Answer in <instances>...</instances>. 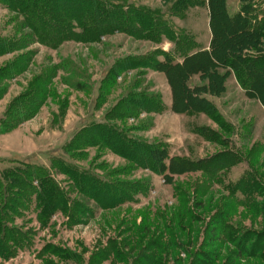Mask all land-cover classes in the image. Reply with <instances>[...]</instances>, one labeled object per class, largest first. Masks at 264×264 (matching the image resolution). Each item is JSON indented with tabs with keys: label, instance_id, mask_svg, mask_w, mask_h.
Instances as JSON below:
<instances>
[{
	"label": "rangeland",
	"instance_id": "rangeland-1",
	"mask_svg": "<svg viewBox=\"0 0 264 264\" xmlns=\"http://www.w3.org/2000/svg\"><path fill=\"white\" fill-rule=\"evenodd\" d=\"M201 1L184 9L178 0H107L131 16L135 10L150 13L153 27H135L151 38L139 39L132 28L126 33L118 25L95 43L68 40L56 50L39 43L29 48L36 50L29 70L4 82L8 89L0 98V119L34 75L54 69L57 75L35 116L9 133L0 132V176L29 164L43 167L61 193L54 204L46 203L38 181L30 180L24 198L14 196L17 205H0L5 232L0 264H264L263 104L247 96L229 68L218 70L222 76L229 73L222 90L200 96L215 106L218 119L213 112H175L164 70L110 73L116 60L128 57L152 66L157 59L165 62L166 55L183 62V43L174 41L183 34L189 40L185 53H210L209 0H192ZM248 5L257 25L264 0H227V11L235 15ZM15 17L22 21L0 5V37L15 34ZM11 59L0 57V66ZM196 68L187 66L191 91L208 86L213 77ZM141 95L155 98L152 102L160 97L163 111L127 113L125 106L116 111L122 100ZM97 124L114 125L139 143L164 145L170 159L193 162L196 168L180 175L157 173L101 142L87 146L77 141ZM82 172L90 190L92 179L107 183L106 194L95 199L90 190L82 193ZM127 189L130 198L120 204ZM3 194L8 197L7 189Z\"/></svg>",
	"mask_w": 264,
	"mask_h": 264
},
{
	"label": "trees",
	"instance_id": "trees-1",
	"mask_svg": "<svg viewBox=\"0 0 264 264\" xmlns=\"http://www.w3.org/2000/svg\"><path fill=\"white\" fill-rule=\"evenodd\" d=\"M179 2L185 6L184 9L204 3L201 1L193 4L192 0H178ZM208 4L211 10L213 33V46L210 53L206 51H198L193 54L185 53V50H188L186 42L189 40L186 39L188 35L183 34L182 37L174 40L177 44L183 43L179 49L180 56L184 58L183 62H175L173 58L166 55L165 62H159L157 59L152 66L143 63L140 59L128 57L116 60L110 73L117 75L121 70L151 67L164 70L173 87V110L175 112L197 111L207 114L213 112V118L218 119L219 115L215 106L200 96L208 92L213 94L211 91L213 89L221 88L222 90L223 83L229 73L222 76L218 70L229 68L228 72L235 74L247 96L259 100L264 106V11L259 23L253 25L250 19V5L242 7L235 15H230L227 11V0H209ZM0 5L9 9L11 13L22 17V21L18 17L14 19L18 24L13 36L0 37V57L13 56V59L0 66V98L8 89L5 81L16 79L29 70L36 54V50L29 48L37 43L54 50L68 40L95 43L101 34L107 33L109 28L118 25L127 28L126 33L131 32L132 28L137 32L133 34L137 35L139 39L148 40L151 35L139 33L135 24L141 25L140 27L147 25L153 27L154 25V17L145 10H135L131 12L133 14L131 16L126 11L123 13L120 7L111 5L107 0H0ZM249 53H258V55ZM141 59L146 60L147 58ZM189 64L192 67L197 66L196 70L199 72L213 74L208 86L196 89V91H191L188 88L186 75ZM171 74H173V78L170 77ZM56 75L57 71L54 69L32 77L28 88L12 101L4 115L5 118L0 119L1 133L6 134L15 130L20 124L35 116L43 105V99L49 92V85ZM195 94L198 95L195 96ZM150 99L154 100L155 98ZM150 99L142 95L127 98L117 105L116 111L125 106L127 113L137 109H144L146 112H162L164 106L160 97L156 98L158 102H152ZM66 104L65 102V106ZM205 104L208 107H204ZM80 140H84L87 146L98 145L101 142L123 158L129 159L137 165H144L157 173L169 172L180 175L196 168L193 162L181 158L170 159L166 146L139 143L138 140L130 139L124 131L114 125H93L78 136L77 141ZM74 145L78 146L77 143ZM169 159L168 164L166 161ZM63 168L66 170L67 166L63 164ZM4 174L5 178L0 176V205L3 207L9 204L17 205L14 196L20 199L24 198L30 191L25 192V185L30 180L32 184L33 181H38L42 192L46 194V203H53L57 194L61 193L58 184L51 179L49 172L43 167L29 164L16 170H8ZM85 174L82 172L78 179L82 193L90 190L85 186V183L88 182ZM73 179L77 181L74 176ZM89 184L91 188L89 192L93 193L92 196L95 199H100L104 194L103 188L108 186L107 183L99 179H92ZM127 186L133 188L137 185L135 183L119 185L121 188ZM109 187L115 190V186ZM6 189L8 191L7 198L3 194ZM130 191L127 189L122 193L120 204L129 200ZM0 209L2 210V207ZM2 224L0 213V240L1 236L5 235Z\"/></svg>",
	"mask_w": 264,
	"mask_h": 264
}]
</instances>
